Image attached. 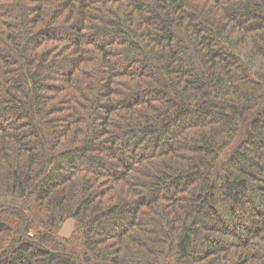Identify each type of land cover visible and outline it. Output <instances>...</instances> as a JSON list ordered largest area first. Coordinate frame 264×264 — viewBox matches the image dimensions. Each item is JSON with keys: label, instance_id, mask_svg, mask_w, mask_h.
<instances>
[{"label": "trees", "instance_id": "16d2710c", "mask_svg": "<svg viewBox=\"0 0 264 264\" xmlns=\"http://www.w3.org/2000/svg\"><path fill=\"white\" fill-rule=\"evenodd\" d=\"M0 264H264V0H0Z\"/></svg>", "mask_w": 264, "mask_h": 264}, {"label": "rangeland", "instance_id": "374dc122", "mask_svg": "<svg viewBox=\"0 0 264 264\" xmlns=\"http://www.w3.org/2000/svg\"><path fill=\"white\" fill-rule=\"evenodd\" d=\"M74 229V220L73 219H66L60 227L59 234L62 237H69Z\"/></svg>", "mask_w": 264, "mask_h": 264}]
</instances>
